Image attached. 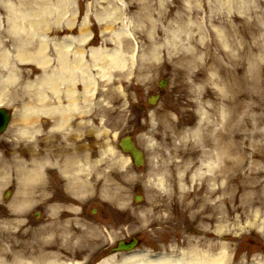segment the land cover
Here are the masks:
<instances>
[{
  "label": "rangeland",
  "instance_id": "374dc122",
  "mask_svg": "<svg viewBox=\"0 0 264 264\" xmlns=\"http://www.w3.org/2000/svg\"><path fill=\"white\" fill-rule=\"evenodd\" d=\"M104 11L105 22L98 18ZM160 13L167 18L161 23L165 35H157L153 26L140 33L141 17L156 22ZM17 17L24 18L23 24ZM107 22L114 23L109 30L100 24ZM20 25L33 32L30 40L19 35ZM84 26L87 31L81 30ZM122 33L133 43L130 52L120 38H113ZM83 34L91 38L83 47L82 65L96 81L89 113L83 119L73 114L64 131L58 127L50 133L58 120L49 115L39 117L29 136L22 135L24 125L11 130L18 114L37 104L29 84L43 75L18 56L19 50L23 57L29 47L41 50L59 71L58 46L64 38L80 40ZM40 37L47 42H39ZM117 42L122 52L135 56L132 73L123 77L124 71L109 66L106 78H101L100 62H94L90 52L112 54ZM154 46L160 48L158 58L151 56ZM79 47L77 43L68 49L66 58H73ZM3 53L12 62L9 70L0 66V107L12 112L13 121L0 136V264L4 253L12 264L19 252H27L24 259L30 263L33 248L46 253L60 250L61 260L69 264H100L112 258L110 250L119 241L134 238L139 239L140 252L177 253L207 245L216 250L219 243L227 246L232 264H264V0H0V63ZM137 62L149 68L142 75L134 74ZM9 72L17 75L15 82H7ZM72 73L65 71L63 78ZM160 81L167 82L164 94L150 105L149 97L160 93ZM57 86L70 87L60 80ZM77 86L83 95L84 88ZM44 92L49 104L60 105L51 87ZM79 103L86 107L82 100ZM165 118L174 125L169 136L159 127ZM126 136L144 152L140 169L119 148ZM33 139H40L36 151L42 153L39 162L48 173L45 186H37L44 191L36 195L31 193L35 179H17L9 172L16 171L17 161L32 163L17 151L30 152ZM58 150L66 151L65 159L58 158ZM85 153L101 166L94 172L99 181L94 194L80 192L74 173L66 172ZM217 158L222 161L219 169L226 171L223 207L249 206L262 198L260 205L249 207L245 219L235 214L221 224L204 221L209 215L203 206L206 193L213 194L207 202L212 206L219 197L220 180L212 181L202 166L218 167ZM122 159L128 160L125 165ZM179 174L187 183L194 174L205 176L199 175L187 194L180 195ZM162 181L169 193L155 188ZM137 196L142 197L140 202L135 201ZM220 226L221 234L215 233ZM71 236L73 241L68 242ZM117 255L113 257L120 259Z\"/></svg>",
  "mask_w": 264,
  "mask_h": 264
},
{
  "label": "bare ground",
  "instance_id": "6f19581e",
  "mask_svg": "<svg viewBox=\"0 0 264 264\" xmlns=\"http://www.w3.org/2000/svg\"><path fill=\"white\" fill-rule=\"evenodd\" d=\"M149 14L151 16L153 15L155 16L154 13L149 12ZM163 15L164 14L160 13L159 16L157 17L156 22L150 20L151 18L149 16L148 18L145 17L146 19L144 17H141L143 19V25H142V30L140 31V33H145L146 30L149 28V26L150 27L153 26V28H155L158 31L157 35H160V37L165 35L166 32L163 30L161 26V23L166 18V16H163ZM107 16H108L107 11H104V14L98 18L100 19L103 18L105 22V19ZM17 19L19 20V22L23 24L24 18L17 17ZM57 23L59 25V22ZM100 24L105 26V30H109L114 25L113 22H107L105 24L100 23ZM49 28H50L49 31L51 32L52 28L51 27ZM58 29H60L59 26H58ZM81 30L87 31V27L84 26ZM17 32H22L23 34L21 33L19 35H21L22 38L25 37V39L27 40H30L33 34V32H30V33L27 32L25 28L22 29L21 25L17 27ZM81 38L82 39L80 40H68L67 38H64L62 44L58 46L57 51L59 52V62H60L59 71H58V68L55 71L54 68L51 67L52 61L48 60V58H46L43 55L41 50L37 52H33L34 50L31 47H29L28 49L29 52L24 57L20 54V50H19L18 56L22 57V60L24 59L23 60L24 62H27V63L30 62L32 65H36L37 66L36 68L39 69V71L42 70L41 72H43V75L41 77L42 79L41 78L37 79L35 80L34 84H31V83L29 84V86L31 85L35 93V96L37 97V100H38L37 104H35L34 106L31 104L30 106L27 107V109H24L22 114L19 113L17 116L18 120L16 123H14L15 126L12 127L11 130H13L15 127L17 128L21 125L22 126L24 125L26 126L25 127L26 130H23L22 135L23 137H25V135L29 136L31 134L30 129L32 128V125L34 126L36 124L35 122L39 120V117L49 115L53 117L55 120L56 119L58 120L57 121L58 124L56 121H54L50 133H52L56 128L57 129L60 128L62 131H64L69 126V121H70V118H73V114H79L82 117V119L86 117V115L89 113L91 109V100H89V97L95 94L93 92L95 91L96 81H95L94 76L88 71V68L82 65V58L85 54L83 47L90 41L91 36L88 34H83ZM113 38H115L116 40H119L120 38L122 40L121 43L124 44V47H126L129 52L131 51V48H132L131 46H133V43L123 33L117 34ZM190 40H191V37H190ZM152 41L154 42V40ZM39 42L45 43L47 42V39L45 37H42V38L40 37ZM77 43L80 45L79 48H82V49L79 50L77 53H75V55L73 56V58L75 57L74 60H72L73 58L68 60L66 58V56H70V50L68 51V49H71V47L76 46ZM55 45L57 46V44ZM175 45L180 49V46H179L180 44H175ZM120 46L121 44L117 42V49L112 54H104L102 51L97 50V49H93L90 52L91 57H92L91 59H93L94 62H100V69H101L100 73L101 74L99 76H102L101 78H106V75H107L106 70L107 68H109V66L110 68L117 67L119 71L121 70L124 71V73L121 74L123 75V77L129 73L130 74L132 73L131 67L132 68L134 67V62H135L134 57L135 56H132L133 58L128 56L127 54L122 52ZM139 47H138V56H137L136 61H138L139 60L138 57H140ZM178 48L176 49L178 50ZM151 50L153 51L151 56H154V58H158L160 54V48L157 46L156 47L154 46L152 47ZM2 56L4 58L2 59L0 66H3L5 70H9L8 66L11 64L10 62H12V60L10 59V56H8V59H6L5 53H3ZM191 56L192 55H190L189 57ZM181 60L187 62L188 58L181 57ZM146 67H147L146 64H142V63L139 64V62H137V68L135 69L134 74L142 75V73H144L145 71L149 69ZM65 71L73 72L72 77H70L69 75L68 76L69 79L67 77L63 78L64 76L63 73H65ZM12 72H16V69L14 71L12 70ZM17 79L18 77L16 74L11 75V72H9V77L7 78V82L8 81L9 83L15 82ZM57 80H60L63 83L64 82L69 83L70 87H68L67 89L59 90L57 86ZM105 82L107 84H112V81L111 82L105 81ZM78 83H80V85L84 88L83 95H80L78 91L75 89V87H78L77 86ZM46 87H51L54 94L57 95L61 103H62V99L65 98L67 100V104L62 105L60 103V105L58 106L49 104L47 102V98L44 96V93H45L44 91ZM0 90L2 91L3 89H0ZM62 94L64 98H62L61 96ZM81 100L83 101V104H86V107L82 106L81 108V105L79 103ZM45 102H47L46 106L43 107ZM1 103L2 101L0 102V105H2ZM173 126L174 125L171 123L170 119L165 118L164 123L162 124V126H159V127H161V131L163 132L164 136L165 134L169 136L171 133V127ZM33 140L35 141L28 143V146L29 147L31 146L30 152L24 154L23 151H20L19 148L17 151L19 152L20 157H22L24 160H25V157H27L30 161H32V163L28 165L26 164L27 163L26 161H22V162L17 161L15 163L16 171H14V169H9V172L10 173L12 172L13 176L16 175L17 179H23V180L32 179V181L33 179H35L36 186L31 189V193L33 195H36L37 192L44 191L42 188L37 187V186L38 185L45 186V182L47 180L46 177H48L47 176L48 173H46L47 172L46 169L42 168L43 164L39 162L41 159L42 153H40V151L38 152L36 151V146H38L40 139H33ZM27 141H30V140H27ZM44 141L45 142L48 141V137H46ZM46 145H47L46 148L48 149L50 146L49 143L46 142ZM175 149H176L175 151H177V148ZM59 151H61V153L59 155L60 157L58 158H60L61 160L65 159V157L67 156L66 151L58 150L55 152H59ZM110 153H113V150H110ZM48 156H50V160H51L52 154L50 152L48 153ZM76 158L78 159V155H76ZM127 161L128 160L126 159L125 160L122 159L121 165H125ZM77 162L74 163L73 168H70L67 166L66 172L74 173V178L77 180V187L80 190V192L94 194V192L99 189V181L95 180V173H94L98 169L101 168V166H99L98 164L99 161H93L90 157L87 156V153H85L83 156L79 158ZM100 162L102 163V160ZM217 162H218V167L217 165L216 166L215 165H208V166L203 165L202 166V169L206 167L207 173H209V175L211 176L212 181H215L216 178L220 180V184H218V189L216 190V193L219 195V197L215 201V204H213L212 206H209L207 202L212 199L213 194H211V192L206 193L207 202H205L203 206L205 207L204 212H209V215H207L204 218V221L212 223V224L214 222L221 224V223L228 221V216L234 217L235 214L240 215L239 219H245V217L247 216L249 207L260 205L262 198H255L252 204L249 206H244L240 204L237 205L236 203H234V204L229 205L228 207H223L224 205H226V198H224L226 187L224 186V182L222 180V174L225 173L226 171L225 169L223 170L219 169V164L221 165L222 163L220 158H217ZM216 168H217V173H216ZM21 169L23 171H21ZM25 171H28V172L24 174ZM216 174H218L217 177H216ZM199 175L198 174L192 175L190 182L187 183L186 178L179 174L177 176L178 183L176 185V189L178 190L179 194L180 195L187 194L186 191L188 189V185L194 186L198 180L197 177ZM200 176H205V174H202ZM169 177L171 178L172 175H170ZM151 184H154V183H151ZM164 185H165V181H162L161 184L159 185L154 184L155 188H159L161 191L166 190V192L169 193L170 190L163 188L165 187ZM203 190L206 191L207 189H203ZM200 193L201 191L197 192L196 194H200ZM258 218L259 217L255 218V224L257 222L259 223ZM218 230H221V231L220 232L216 231L215 233L221 234V232L223 231V228H221L220 226ZM73 238L74 237L71 236L69 238L70 241L68 240V242L73 241ZM216 245H218L217 249H219L217 252H216L217 249L215 250L216 246L214 245L213 246L207 245L204 248H199L198 246L193 247L188 250H183L177 256L173 254H170V255L162 254V255H157V256H150V252L143 251V252H135L134 254L125 256L124 258L120 260H118L116 257L108 258L107 260L100 262V264H232L230 263L231 259L229 258V255L226 249L227 246H225L224 244H219V243ZM61 252L62 251L59 250L58 252H55V253L54 252L46 253L43 248H41L40 250H36L33 248V251L30 254L31 258L33 259L32 260L33 262L31 261L30 263H27L25 261L24 258L27 257L25 256L27 252L26 253L24 252V254L19 252L14 256V261L12 264H69L61 260ZM6 256L7 255L5 253L1 256L2 258L4 257L2 264H8L5 260ZM52 258H54L55 261H52L51 260ZM254 264H259V263H254Z\"/></svg>",
  "mask_w": 264,
  "mask_h": 264
},
{
  "label": "water",
  "instance_id": "95a60500",
  "mask_svg": "<svg viewBox=\"0 0 264 264\" xmlns=\"http://www.w3.org/2000/svg\"><path fill=\"white\" fill-rule=\"evenodd\" d=\"M162 85L163 84H161V87ZM154 101H155L154 99L150 100L151 103H153ZM8 119H9V115L5 111H0V133L5 129ZM120 146L124 152L131 154L133 162L135 163L136 166L140 167L143 165L144 163L143 153L136 148L135 143L133 142L131 137L124 139L121 142ZM135 244H136L135 242L130 245H125L124 243H122L118 247V250H125L132 248Z\"/></svg>",
  "mask_w": 264,
  "mask_h": 264
}]
</instances>
